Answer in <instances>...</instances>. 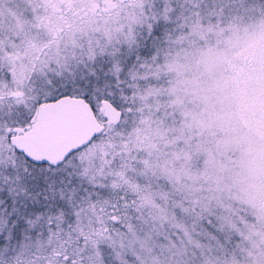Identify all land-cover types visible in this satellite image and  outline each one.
Listing matches in <instances>:
<instances>
[{
  "label": "snow or ice",
  "instance_id": "1",
  "mask_svg": "<svg viewBox=\"0 0 264 264\" xmlns=\"http://www.w3.org/2000/svg\"><path fill=\"white\" fill-rule=\"evenodd\" d=\"M0 264H264V0H0Z\"/></svg>",
  "mask_w": 264,
  "mask_h": 264
}]
</instances>
